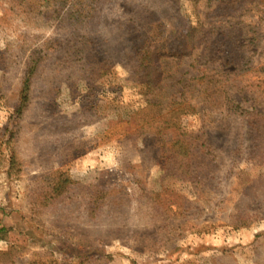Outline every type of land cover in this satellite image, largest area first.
I'll use <instances>...</instances> for the list:
<instances>
[{"label":"rangeland","instance_id":"374dc122","mask_svg":"<svg viewBox=\"0 0 264 264\" xmlns=\"http://www.w3.org/2000/svg\"><path fill=\"white\" fill-rule=\"evenodd\" d=\"M61 4L0 0V264H264V0H101L89 23ZM193 27L237 70L222 77L234 68L211 65L212 46L210 92L187 86L193 56L155 90L197 105L178 131L187 178L129 122L153 96L129 79L130 49L143 33L180 48ZM226 76L258 121L223 112ZM60 172L69 189L47 203Z\"/></svg>","mask_w":264,"mask_h":264},{"label":"trees","instance_id":"16d2710c","mask_svg":"<svg viewBox=\"0 0 264 264\" xmlns=\"http://www.w3.org/2000/svg\"><path fill=\"white\" fill-rule=\"evenodd\" d=\"M48 1L50 2V0ZM100 1L101 0H61V9L68 7L67 10L71 13L74 22L89 23L90 20L94 19L96 16L101 6H99ZM219 1L223 4L232 5H237L239 2L242 3V0ZM200 33L198 28L193 27V29L187 30L184 34H180L182 37V42H179L180 48H175L173 50H166V47H163V44L161 45L160 42L156 45L155 42H151L148 34L143 33L140 37L135 39L130 49L132 66L129 79L131 82L142 84L148 90L153 91V96H151V98H146L142 106L131 112L129 122L133 124L132 128L135 132L140 135L151 134L164 138L170 144L169 152L172 155L171 157H174L175 167L187 178H190L193 173L192 155L190 147L188 146L189 143L187 144L185 140L180 138L178 131L180 129L179 125L181 118L185 115L196 113L197 105L192 103L188 97H183V92H181L178 97L174 95L171 96L167 102L162 100L164 98L160 96L158 92L161 83L165 77H167L166 69H168V74L170 70L176 71L181 65L183 58L193 56L189 66L191 68L188 70L189 72L194 70L196 74L188 78L187 86L191 92H210L211 86L209 85L210 81L208 78L210 66L207 58L213 54L211 49L212 46H214L216 53H214V61L211 65H214L216 63L215 61H218L216 66L223 68V71L227 70L225 67H228L230 63H232L231 65H233L234 68L222 73V77L228 74H235L237 70L235 61H223L221 57L216 56L224 54L225 50L223 47L225 48L226 45L223 42L220 44L211 42L208 45H203V42H198L196 38L197 34ZM201 44L203 48H200ZM167 58L173 60L174 68H167L169 64L163 63V59ZM179 81L180 79L178 82ZM223 81L225 82L223 84L221 83L222 86L217 88V90H221L223 93V98L220 102L223 112L226 114L245 116L249 123L258 121V116L261 115L262 112L256 111V113H252L243 109L240 102L228 92L229 90L227 88L232 87L231 78L226 76L221 82ZM28 89L29 83L27 78L23 83V100H26ZM204 99L206 100L205 95ZM70 183V178L67 175L63 172L58 173L49 184L48 188L53 184L51 190H48L47 193H42V199L44 201L46 200L45 202L47 203L57 200L69 189ZM3 230L4 228L1 227L0 232Z\"/></svg>","mask_w":264,"mask_h":264}]
</instances>
